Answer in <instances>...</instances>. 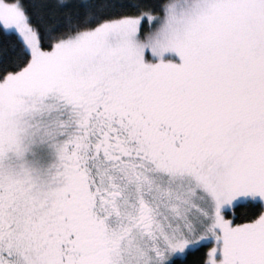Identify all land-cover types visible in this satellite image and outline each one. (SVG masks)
Returning <instances> with one entry per match:
<instances>
[{
    "label": "snow or ice",
    "instance_id": "6c2138e0",
    "mask_svg": "<svg viewBox=\"0 0 264 264\" xmlns=\"http://www.w3.org/2000/svg\"><path fill=\"white\" fill-rule=\"evenodd\" d=\"M0 264H264V0H0Z\"/></svg>",
    "mask_w": 264,
    "mask_h": 264
}]
</instances>
